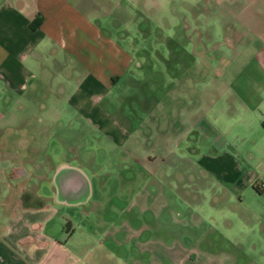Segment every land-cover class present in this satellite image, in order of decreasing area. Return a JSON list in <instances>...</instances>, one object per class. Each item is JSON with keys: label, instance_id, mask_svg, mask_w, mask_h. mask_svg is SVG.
Masks as SVG:
<instances>
[{"label": "crops", "instance_id": "0c3cea01", "mask_svg": "<svg viewBox=\"0 0 264 264\" xmlns=\"http://www.w3.org/2000/svg\"><path fill=\"white\" fill-rule=\"evenodd\" d=\"M166 1L0 0V264H87L110 177L162 176L166 146L186 138L222 158L229 192L256 199L239 223L254 245L244 235L237 255L264 264V0L210 45L185 33V0L165 32Z\"/></svg>", "mask_w": 264, "mask_h": 264}, {"label": "rangeland", "instance_id": "374dc122", "mask_svg": "<svg viewBox=\"0 0 264 264\" xmlns=\"http://www.w3.org/2000/svg\"><path fill=\"white\" fill-rule=\"evenodd\" d=\"M243 2L245 0H185L184 9L191 10V18H187L191 25L185 33L199 45H210L213 39L220 42L219 37L224 32L241 27L244 21L254 20L233 16ZM176 4L177 0H167L161 7V28L165 32L186 14V11L178 12L180 8ZM170 19L174 25L167 24ZM178 26L173 29H179ZM155 46L152 43L150 49H143L151 62L162 53ZM171 47L167 56L174 59V45ZM150 66L155 69L157 65ZM168 70L174 73V66L168 64ZM207 84L205 77L204 85ZM206 144H195L192 138H186L177 146L167 145L162 176H158V170L151 169L156 171L147 175L140 171L138 177L129 179L127 174L116 179L110 177L105 190L108 193L110 186L114 189L113 193H108L114 208L101 212L108 214L111 221L103 225V231L95 240L86 241L90 248L86 263L248 264L253 258L239 259L237 248L240 242L244 243V235L251 239L248 245L253 247L254 235L239 223L241 219L246 223L252 220L256 199L248 192H229L220 171L222 158L207 154ZM196 147L197 152L193 151ZM95 163L98 174L110 171L109 166L103 164L109 162ZM128 202L134 205L125 207Z\"/></svg>", "mask_w": 264, "mask_h": 264}]
</instances>
